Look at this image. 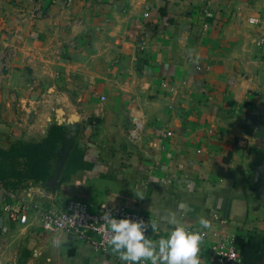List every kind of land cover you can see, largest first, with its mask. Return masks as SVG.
<instances>
[{"label": "crops", "instance_id": "0c3cea01", "mask_svg": "<svg viewBox=\"0 0 264 264\" xmlns=\"http://www.w3.org/2000/svg\"><path fill=\"white\" fill-rule=\"evenodd\" d=\"M252 17L264 22V0H0V151L59 125L87 166L63 179L64 158L46 182H0V264H124L42 230L39 212L71 197L148 216L152 240L171 219L205 232L200 264L224 237L263 262L264 25Z\"/></svg>", "mask_w": 264, "mask_h": 264}, {"label": "built area", "instance_id": "2783aa9c", "mask_svg": "<svg viewBox=\"0 0 264 264\" xmlns=\"http://www.w3.org/2000/svg\"><path fill=\"white\" fill-rule=\"evenodd\" d=\"M71 1L66 0L68 3ZM204 14L208 19L213 18V14L209 10H205ZM249 22L254 25H264L262 20L254 17L250 18ZM203 27L204 29L210 28V23L205 22ZM257 44H264V36L259 38ZM2 211L13 222H18L23 225L29 222V216L25 206L16 207L12 204H4ZM108 215L117 219L125 217L133 220L142 219L146 224L151 221L148 216L139 212L130 211L125 207L111 206L107 203L94 204L71 197L67 199L64 207L58 211H40L38 214V222H40L41 228L44 231L69 233L76 240L85 242L93 248L107 253L111 251V247L108 244L111 230L108 227L107 220L104 219ZM147 232L148 230L145 235ZM196 233L201 235V240H205L207 237L203 231H196ZM212 249L215 256V264H249L241 255L234 238L224 237L217 241ZM259 264H264V261Z\"/></svg>", "mask_w": 264, "mask_h": 264}, {"label": "clouds", "instance_id": "9594fccd", "mask_svg": "<svg viewBox=\"0 0 264 264\" xmlns=\"http://www.w3.org/2000/svg\"><path fill=\"white\" fill-rule=\"evenodd\" d=\"M111 236L108 244L112 253L118 255L124 264H200L201 235L186 229L178 220L171 219L172 229L157 240L146 237L151 228L155 232L159 225L145 223L131 218L105 216ZM199 224L207 229L210 223L201 217Z\"/></svg>", "mask_w": 264, "mask_h": 264}, {"label": "trees", "instance_id": "16d2710c", "mask_svg": "<svg viewBox=\"0 0 264 264\" xmlns=\"http://www.w3.org/2000/svg\"><path fill=\"white\" fill-rule=\"evenodd\" d=\"M64 148L66 157L62 178L85 169L86 161L73 142L68 141L63 126L52 125L47 136L39 142H23L0 151V182L8 187L10 179L46 182L52 171V163Z\"/></svg>", "mask_w": 264, "mask_h": 264}, {"label": "rangeland", "instance_id": "374dc122", "mask_svg": "<svg viewBox=\"0 0 264 264\" xmlns=\"http://www.w3.org/2000/svg\"><path fill=\"white\" fill-rule=\"evenodd\" d=\"M65 154H66V151H65V149L64 148H62L61 150H60V156L56 159V160H54V166L57 168V170L58 169H60V167H62V162H63V160H64V158H65ZM24 182H25V180H15V181H9L8 183V186H15L14 188H20L23 184H24Z\"/></svg>", "mask_w": 264, "mask_h": 264}]
</instances>
